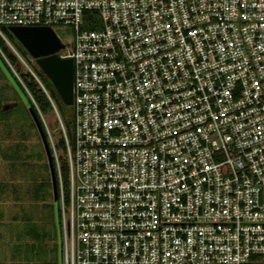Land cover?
Here are the masks:
<instances>
[{
  "label": "built area",
  "instance_id": "2783aa9c",
  "mask_svg": "<svg viewBox=\"0 0 264 264\" xmlns=\"http://www.w3.org/2000/svg\"><path fill=\"white\" fill-rule=\"evenodd\" d=\"M0 25L68 28L73 65L63 159L28 93L57 218L21 209L15 264H264V0H0Z\"/></svg>",
  "mask_w": 264,
  "mask_h": 264
},
{
  "label": "rangeland",
  "instance_id": "374dc122",
  "mask_svg": "<svg viewBox=\"0 0 264 264\" xmlns=\"http://www.w3.org/2000/svg\"><path fill=\"white\" fill-rule=\"evenodd\" d=\"M54 30L65 45L69 44L71 36L68 28L57 27ZM5 42L14 54L10 43ZM28 65L45 86L44 77L48 78L34 64L28 62ZM13 69L18 70L17 74L24 75L26 83L33 79L19 59ZM11 70L0 59V264H15L10 251L16 241L18 219L24 206L42 207L45 220H52L54 211L47 159L29 110L33 100ZM33 81L36 87L34 95L43 94ZM53 103L58 112L54 99ZM65 106L62 114H56L51 106L50 111L41 115L56 145L61 137L60 123L64 124L72 116V106ZM57 149L59 157L63 159L65 154L62 147L57 146ZM46 182L50 183V187L47 185L38 190V186Z\"/></svg>",
  "mask_w": 264,
  "mask_h": 264
},
{
  "label": "water",
  "instance_id": "95a60500",
  "mask_svg": "<svg viewBox=\"0 0 264 264\" xmlns=\"http://www.w3.org/2000/svg\"><path fill=\"white\" fill-rule=\"evenodd\" d=\"M8 32L35 60L38 69L48 78L64 105L72 103L73 65L70 58H62L57 53L64 47L55 32L48 26L7 27ZM30 114L41 138L49 168L51 193L57 218V185L52 155L47 139L41 129L36 113L29 108Z\"/></svg>",
  "mask_w": 264,
  "mask_h": 264
},
{
  "label": "trees",
  "instance_id": "16d2710c",
  "mask_svg": "<svg viewBox=\"0 0 264 264\" xmlns=\"http://www.w3.org/2000/svg\"><path fill=\"white\" fill-rule=\"evenodd\" d=\"M14 47V49L23 57V58H27L28 57V53L26 52V50L13 38V36L10 34V32H8L7 30V27L6 26H3V25H0V59L2 60V62L7 66L8 70L10 71L11 68L10 66L12 67H16L17 63H18V58L12 54L9 50V48L7 47L6 45V42L4 40V38ZM3 56V57H2ZM27 60V59H26ZM33 64V63H32ZM10 65V66H9ZM37 68V67H36ZM38 70V68H37ZM12 71V70H11ZM16 71V70H15ZM18 72V70L16 71ZM28 74V73H27ZM30 76V73L28 74ZM18 76H19V79L20 81L22 82V85L24 86V89L26 90L27 93H29L33 100L35 101L39 111L41 112V114L45 113V112H48L50 111L51 108V105L48 101V99L44 96V94L42 93H39L37 96H35V90H36V87L34 85V81L33 79L31 81H29L28 83H26L24 81V75H19L18 73ZM21 77V78H20ZM32 78V77H31ZM44 81H45V86L50 90V94L51 96L53 97V99L57 102V106H58V112L60 114H62L66 107L60 100L59 96L57 95L56 91L54 90L52 84L50 83V81L48 79H46L44 77ZM34 95V96H33ZM30 105H31V108L32 110L36 113V116L38 117V120H39V123H40V126H41V129L43 130L44 132V135L47 139V142H48V145H49V149H50V153H51V147H50V144H49V141H48V137H47V133L45 131V128L43 126V123L41 122L40 120V117L37 113V109L35 108L34 106V103L31 101L30 102ZM64 125V128L66 130V133L67 135H70V130H71V118L70 120H67L65 121V123L63 124ZM35 126V124H34ZM58 145L59 146H63V141L62 139L60 138L59 141H58ZM53 160V158H52ZM53 166H54V160H53ZM54 171H55V178H56V170L54 168ZM61 177L63 179V182L66 183L67 181V169L66 167L62 164L61 165ZM48 185V188L50 187V183L46 182V183H43V185H39L38 186V190H41L43 187H46ZM49 192V191H48ZM49 195L50 192H49Z\"/></svg>",
  "mask_w": 264,
  "mask_h": 264
},
{
  "label": "clouds",
  "instance_id": "9594fccd",
  "mask_svg": "<svg viewBox=\"0 0 264 264\" xmlns=\"http://www.w3.org/2000/svg\"><path fill=\"white\" fill-rule=\"evenodd\" d=\"M29 56V55H28ZM37 113H38V111H37ZM38 115H39V113H38ZM40 117V116H39ZM40 120H41V118H40ZM41 122H42V120H41ZM44 126V125H43Z\"/></svg>",
  "mask_w": 264,
  "mask_h": 264
}]
</instances>
